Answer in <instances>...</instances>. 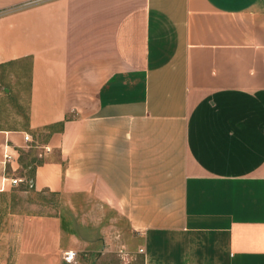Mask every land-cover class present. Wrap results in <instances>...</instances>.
I'll list each match as a JSON object with an SVG mask.
<instances>
[{
    "label": "crops",
    "instance_id": "1",
    "mask_svg": "<svg viewBox=\"0 0 264 264\" xmlns=\"http://www.w3.org/2000/svg\"><path fill=\"white\" fill-rule=\"evenodd\" d=\"M8 64L28 112L0 128L24 179L0 191V264H112L98 208L126 262L264 264V0H0Z\"/></svg>",
    "mask_w": 264,
    "mask_h": 264
},
{
    "label": "rangeland",
    "instance_id": "2",
    "mask_svg": "<svg viewBox=\"0 0 264 264\" xmlns=\"http://www.w3.org/2000/svg\"><path fill=\"white\" fill-rule=\"evenodd\" d=\"M13 71L12 64L0 66V128L14 129L27 125L28 90H26L24 87L26 81L24 79H16L17 75L14 74ZM28 134L32 139V141H30L32 145H41V143H43L44 139L46 138L47 130L44 128L38 135L30 133ZM31 150H36V157L42 158V156L38 154L40 150L39 148H33ZM27 170L28 167L20 169L23 174ZM21 187L20 189H22ZM22 194V210L38 213L45 212V207H43L42 204H39L41 203V197L39 195H35L30 192ZM44 196L47 198V200L54 202V206L51 207L53 209V213L64 216L66 222L73 219L74 222L69 221V226L81 229L80 223L77 221V217L80 216V214H78V210L76 208L69 209L65 206H61V198L57 195L49 196L46 194ZM32 203H38L39 205L36 204L38 205L37 207H32ZM95 210L96 208L94 211ZM97 212L102 216V223L100 224L101 229H103L102 239L104 236V238L107 240L106 243L103 241L102 249H105V251L101 250L99 252H95V254L104 256L112 264H131L132 262V264H140L139 257H135L134 259L127 262L125 260L127 257L126 252L128 250V245L126 244L127 239L125 236H121L117 231L122 227V219L119 218L118 215L116 216L112 211H109L105 208H98ZM84 233L93 234V232L89 230V226L85 227ZM132 239L134 240V238H131V240ZM94 264H96V262H94Z\"/></svg>",
    "mask_w": 264,
    "mask_h": 264
},
{
    "label": "built area",
    "instance_id": "3",
    "mask_svg": "<svg viewBox=\"0 0 264 264\" xmlns=\"http://www.w3.org/2000/svg\"><path fill=\"white\" fill-rule=\"evenodd\" d=\"M23 138L26 142L32 141L28 133H24ZM2 158L0 159V191H4L9 187H14L24 181L19 176H12L7 173V167L13 158L12 152L8 149V144L4 143L2 148ZM62 260L67 264H75L76 262V251L73 249H67L62 252Z\"/></svg>",
    "mask_w": 264,
    "mask_h": 264
}]
</instances>
